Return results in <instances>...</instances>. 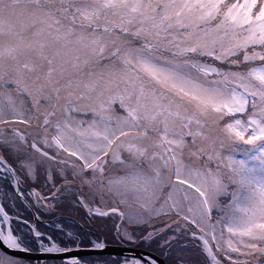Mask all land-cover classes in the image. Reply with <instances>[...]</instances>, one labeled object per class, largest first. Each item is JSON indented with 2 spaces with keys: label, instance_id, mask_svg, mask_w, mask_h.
Segmentation results:
<instances>
[{
  "label": "snow or ice",
  "instance_id": "6c2138e0",
  "mask_svg": "<svg viewBox=\"0 0 264 264\" xmlns=\"http://www.w3.org/2000/svg\"><path fill=\"white\" fill-rule=\"evenodd\" d=\"M9 199L0 264H264V0H0Z\"/></svg>",
  "mask_w": 264,
  "mask_h": 264
},
{
  "label": "flooded vegetation",
  "instance_id": "af4514ba",
  "mask_svg": "<svg viewBox=\"0 0 264 264\" xmlns=\"http://www.w3.org/2000/svg\"><path fill=\"white\" fill-rule=\"evenodd\" d=\"M31 198L29 197V200ZM21 207L18 209L20 210L19 213H16L15 211L12 210L11 206L6 205V210L9 212L10 215H20L22 217L28 218V219H33L34 216L36 215V209L27 201V200H20ZM68 212H65L64 215L67 216ZM55 217H50L49 219H43L42 217V223L41 221H37V223L42 227L46 228L49 225L52 224L53 220H55Z\"/></svg>",
  "mask_w": 264,
  "mask_h": 264
},
{
  "label": "rangeland",
  "instance_id": "374dc122",
  "mask_svg": "<svg viewBox=\"0 0 264 264\" xmlns=\"http://www.w3.org/2000/svg\"><path fill=\"white\" fill-rule=\"evenodd\" d=\"M0 203H4L7 206H11L12 210L15 211L16 213H19L20 211L18 209L21 207V204L20 201H18V199L15 203V206H13V202L10 199L7 201L0 200ZM131 210L133 209H130V211ZM65 212H68V210L66 209ZM26 264H60V261L58 259L57 260L46 259V260H35V261L26 259Z\"/></svg>",
  "mask_w": 264,
  "mask_h": 264
},
{
  "label": "water",
  "instance_id": "95a60500",
  "mask_svg": "<svg viewBox=\"0 0 264 264\" xmlns=\"http://www.w3.org/2000/svg\"><path fill=\"white\" fill-rule=\"evenodd\" d=\"M108 251L114 253L115 251H117V249L110 248ZM14 255L21 256V257H25L27 260L35 261V260H38L36 257L39 256V253H33V254H31L30 257L28 256V254H24V253H15ZM69 255H71V256H78L79 258H81V257H87L85 253H71ZM43 260H46V259H43ZM51 260H57V259H51Z\"/></svg>",
  "mask_w": 264,
  "mask_h": 264
},
{
  "label": "trees",
  "instance_id": "16d2710c",
  "mask_svg": "<svg viewBox=\"0 0 264 264\" xmlns=\"http://www.w3.org/2000/svg\"><path fill=\"white\" fill-rule=\"evenodd\" d=\"M83 258H87V257H81V259H83Z\"/></svg>",
  "mask_w": 264,
  "mask_h": 264
}]
</instances>
